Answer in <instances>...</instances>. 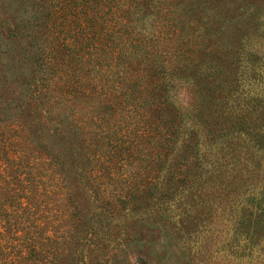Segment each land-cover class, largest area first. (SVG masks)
<instances>
[{
  "label": "trees",
  "instance_id": "16d2710c",
  "mask_svg": "<svg viewBox=\"0 0 264 264\" xmlns=\"http://www.w3.org/2000/svg\"><path fill=\"white\" fill-rule=\"evenodd\" d=\"M255 37L264 0H0V264H121L105 237L126 234L112 246L126 253L149 226L135 209L202 178L201 130L264 146ZM179 81L196 99L186 115Z\"/></svg>",
  "mask_w": 264,
  "mask_h": 264
},
{
  "label": "rangeland",
  "instance_id": "374dc122",
  "mask_svg": "<svg viewBox=\"0 0 264 264\" xmlns=\"http://www.w3.org/2000/svg\"><path fill=\"white\" fill-rule=\"evenodd\" d=\"M248 42L264 50V38ZM237 93L246 102L245 75ZM171 98L183 115L195 108V96L185 81L177 82ZM184 123L189 127L195 122ZM203 130L200 151L208 162L202 178L173 201L152 200L146 209H135L149 226L133 232L126 253L112 247L124 242L126 234L120 233L114 244L106 236V259L119 254L121 264H264V146L244 131L213 142ZM9 141L1 120L0 170L8 165ZM121 214V221L125 214L134 215L129 209Z\"/></svg>",
  "mask_w": 264,
  "mask_h": 264
}]
</instances>
